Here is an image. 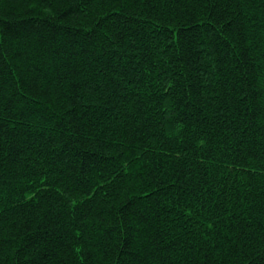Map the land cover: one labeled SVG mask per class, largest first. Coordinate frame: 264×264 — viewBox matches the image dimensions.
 Masks as SVG:
<instances>
[{
	"label": "trees",
	"instance_id": "trees-1",
	"mask_svg": "<svg viewBox=\"0 0 264 264\" xmlns=\"http://www.w3.org/2000/svg\"><path fill=\"white\" fill-rule=\"evenodd\" d=\"M0 264H264V0H0Z\"/></svg>",
	"mask_w": 264,
	"mask_h": 264
}]
</instances>
